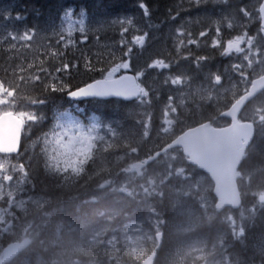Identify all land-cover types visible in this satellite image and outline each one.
Segmentation results:
<instances>
[{
	"label": "trees",
	"instance_id": "1",
	"mask_svg": "<svg viewBox=\"0 0 264 264\" xmlns=\"http://www.w3.org/2000/svg\"><path fill=\"white\" fill-rule=\"evenodd\" d=\"M140 2L147 5L148 16H144L138 7ZM239 3L234 1L235 10H230V14L235 17L239 15L237 6L242 5ZM213 9L214 6L209 3L192 7L186 0H0V80L3 81L0 86L12 93L14 106L9 110L18 114L20 108H25L26 112L31 114L32 120L25 123L23 129L21 153L17 162L23 166L27 174L29 195L38 199L44 198L45 203L37 213L29 210L24 218L38 225L43 221L46 226L45 230L26 232L31 239L27 250L31 252L38 250L37 253L42 257L56 259L50 246H55L59 242L57 231L60 236L66 238L67 245L70 243L79 245L84 237L86 241L92 240L93 234L97 231L108 235L115 226H120L124 216L122 214L114 216L116 212H123L119 209L121 208L119 202L106 197L100 198L99 193L105 183H117L121 171L127 164L147 159L156 151L152 150L159 146L157 137L145 138L149 129L145 128V122L147 117H150L153 123L159 118L161 98L154 99L148 105L151 113L146 110V114H139L130 107L131 105L116 100H89L84 104L73 105L66 99V94L101 79L115 63L129 57L124 55L127 49L120 44L122 28L127 27L129 31L131 30L128 21L141 29L145 27L148 29L151 25L157 31L159 40L137 58V61L146 64L147 69L148 62L151 63L153 56L165 57L166 53L169 57L170 52H166L167 48L161 41L165 40L163 33L171 24L176 22L181 24L180 21L187 12L194 20L197 15L193 13L208 11L210 14L207 13L202 18L198 16L201 24L205 25V19L210 15L211 18L218 17ZM67 10L83 14L88 24L101 20L107 22L102 26L98 25V30L93 29L89 33V42L86 45L77 43L67 49L61 46L60 53L55 56L53 53H56L57 49L49 46V40H54V37L50 36L40 39L38 35L31 47H25L17 42L16 48L12 49L11 42L7 40L8 31L19 33L25 28H35L38 34L50 33L51 23H59L61 15ZM16 14L21 16V20L5 19L6 15L14 18ZM115 16H123L124 22L112 23L111 20ZM96 37H99L98 41ZM78 38L79 36H75L76 41H79ZM125 38L129 41V32L125 33ZM82 52L83 56L88 58V62L94 65L95 70H89L85 66ZM110 53L115 55L110 56ZM211 53L212 50L208 48V54ZM197 55L203 57L200 53ZM62 63H67L68 69L57 72L56 69L61 67ZM41 65L47 71H44ZM37 75L40 76V80L35 79ZM153 81L155 87H158L157 96L160 97L161 83ZM61 83L66 85L64 91H52V85L59 86ZM227 103L225 100L212 105L201 103L199 109H191V112L181 114L182 120L179 121L178 128H175L174 136L164 139L159 148L177 134L199 123L210 122L219 125L221 121L218 115L228 106ZM252 104L248 108L254 107L257 102ZM74 106L79 109L75 112L77 115L82 118L84 115H90L111 126L115 134L109 138V144L93 151L78 174L50 169L39 147L43 134L52 127L60 115L70 109L76 111ZM255 125L257 132L240 165L238 177L243 197L242 211L247 219L243 236L246 237V244L244 242L243 247L235 246L232 251L233 257L248 259L249 264H258L259 258L264 256V208L257 202L258 197L264 193V117L261 123ZM30 146H33V149ZM132 150L135 153H132ZM176 153L184 169L197 173L186 165L178 151ZM180 201L183 205L189 203L188 206L194 209L193 217L178 214L172 205L174 202L169 192L164 191L162 194L158 209V217L162 221L159 247L154 238L155 231L151 228L148 240L136 255L120 245L111 251L103 249V253H97L95 246L89 242L88 247L80 248V252L72 248V254L78 256L87 252L85 259L88 262L94 259L93 262L96 261L97 264H139L143 257L155 252L154 264H202L200 259L187 252V245L192 241L215 245L219 236L227 238L226 229L222 225H215L214 222H207L209 220L200 211L196 194L184 195L180 197ZM36 234L38 236H35ZM17 237L18 235L14 238ZM8 239V236H5L1 242L6 244ZM66 251L68 250L62 249L61 253ZM9 264L33 262L31 258H24L21 254Z\"/></svg>",
	"mask_w": 264,
	"mask_h": 264
},
{
	"label": "rangeland",
	"instance_id": "2",
	"mask_svg": "<svg viewBox=\"0 0 264 264\" xmlns=\"http://www.w3.org/2000/svg\"><path fill=\"white\" fill-rule=\"evenodd\" d=\"M187 1L190 2L192 6L197 5L193 2V0ZM203 3H209L212 7L214 6V8L220 11V13L217 14L220 18L216 24L228 27V30L231 32L233 37L229 40H225L227 41L226 45L236 44L237 49L232 50L231 52L226 51L225 41H223L220 37L218 38L221 40V45L220 47L215 48V50L219 52L221 56L226 57L229 60L228 67L224 70V72H222V74H210L212 63L216 66V62H214L212 57L209 58L210 67L205 64L204 72L201 67V65H204L203 61L195 56H190L191 53L188 52V48H191V45L187 44V33H191L192 36L193 30L197 31L201 29L198 16L199 18H202L209 13L208 11L195 13L197 16L193 22L197 23L196 26H192L191 24L184 28L182 25L181 30L186 33L185 36H179L178 31L181 30L174 27L173 30L170 31L171 35H168L164 41H161L167 49L172 48L175 51L170 52V58H167L166 53L165 57L160 58L170 65L169 68L162 70V72L166 75V72L170 71V68H173L178 72V75L176 74L177 76L175 78H168L169 85L167 88L162 87L165 88L167 102H165L164 107L161 109L159 118L156 119L157 121L155 124L158 125L157 130L161 131L164 135H170L174 132L173 130L177 125L176 122L182 120L181 114H183L186 110L196 108L198 106V101L202 98H209L211 96L218 97L223 96L224 94L230 95L234 89L241 87V84H238V78L242 74H245V76L241 79V82L244 84L248 78L252 79L256 75L264 72V33L262 29L258 30L255 25V23L258 22V17L257 15H254V9L250 11L245 8H241V18L236 20L231 18L229 15L233 0H206V2L205 0H202L200 5ZM69 13L70 18L74 21L81 18L75 17L71 14V12H68L62 16L61 20ZM226 14L228 18H226ZM206 21L212 22L214 19H212L210 15V17L205 19V22ZM129 24L131 28L129 31L130 39L133 35H141L145 32V30L140 27H135L133 23ZM148 31L150 32L149 40L146 41L143 48L137 45H131L135 54L149 49L146 47L154 44L156 40H159L156 32L151 30ZM180 40L185 41V52H182L181 49H177V44ZM133 51L129 56L133 55ZM206 52L207 51H203L200 54L206 56ZM177 56L180 57L177 58ZM137 58L138 56L135 57V59ZM127 60H129L131 65L133 61L135 68L139 70V67L142 64L141 61L133 60L131 57ZM187 60H191L194 63L196 70H193L192 72H188V70H186L188 66ZM240 70L244 72H239ZM157 72L158 77L156 76ZM121 73L124 72L122 71ZM232 73L233 80H230L229 76ZM234 75H239L237 80L234 79ZM200 76L201 78H199ZM140 80L142 81V83H140V87L143 89L141 96L143 99L141 101L144 102L151 95L146 87L151 88L153 86V80L164 84L165 79H163L161 70L152 68V71L144 74ZM214 84L215 87L213 86ZM13 106L14 103L11 99V94L0 88V113L2 110L9 109ZM20 110L23 109L20 108ZM20 115H22L25 121H28L30 118L29 114L24 112L22 113L21 111ZM69 116L71 117V120H69ZM105 134L107 135V138ZM111 134L112 131L110 132V128H100L95 122L82 124L74 119L71 114L68 116L63 115L51 131H49L42 138L41 146L44 149L46 160L51 167L56 169L75 170L86 159L94 143L102 137L107 140ZM174 155L175 153L170 154L171 157H174ZM173 161L174 160L171 159V165ZM176 164L172 165V174H169L168 171H166L168 176L171 175L174 177L170 187L171 195L178 197L193 192L198 198L200 211L202 213H207L211 219H217L215 213L207 211H214L211 200L208 196L211 190L210 185L206 183L202 176H191L189 171L188 175L190 176L183 179L184 172L181 170V164L178 161ZM127 176L128 177H125L127 184L117 187L116 191H119L120 195L129 194L135 197L132 209H137L136 213H138V210L141 209L147 208L146 210H150V206L148 205L149 202H155L154 206L159 207L161 198L160 189L165 185L164 180L167 179L165 174L159 172L155 167H152L149 170L141 167L135 169L131 167L127 171ZM23 184V175L21 170L16 166L15 162L9 161L8 158L0 157V236L8 233L11 235L20 234L16 231L24 234V232L42 229V227L37 223H34L31 226H22L20 225V220L16 219V213L25 212V215H27V212L30 209H34V207L30 208V206H39L44 203L43 201L37 199L32 200L25 198L23 193ZM261 200L264 201V197H262L260 201ZM188 205L189 203L186 202L182 211L186 216L193 217L194 209ZM226 219L228 224L231 225V240H237L239 230L236 229L235 220L234 222H231V218L229 219L227 215H224L219 221H225ZM149 221L150 222H144L142 219H138V217H136L135 220H128L124 218L122 221L123 229L120 237L117 235H97V237H100V239L95 242L97 251L100 253L103 249L111 251L116 244L122 243L126 249H129L132 253L139 252L142 243L146 238V232H148L149 228H152L151 224L155 225V221H153L150 216ZM144 224H147V227H145ZM56 236L59 235L56 233ZM23 237L24 235H21V238ZM59 238L64 239L62 236H59ZM53 248L55 251H58L56 261H53L52 257H42L39 253H37L38 250H34L35 252L28 250L24 253L23 257L31 258L33 264H93L92 262L88 263L82 257H72L71 253L68 251L65 255L60 253V244ZM217 248L218 249L215 250L214 248L204 247L197 244L189 246V249L194 252L195 256L204 258V264H235L231 262V258L228 255V247L224 246L223 242L218 245ZM2 249L3 245L0 242V257ZM86 256L87 254L84 253L83 257Z\"/></svg>",
	"mask_w": 264,
	"mask_h": 264
},
{
	"label": "water",
	"instance_id": "3",
	"mask_svg": "<svg viewBox=\"0 0 264 264\" xmlns=\"http://www.w3.org/2000/svg\"><path fill=\"white\" fill-rule=\"evenodd\" d=\"M260 13L264 20V0L260 6ZM263 90L264 76L254 80L248 92L222 114V117L231 120L228 127L214 129L210 128L208 124L199 125L186 131L170 144V147H181L183 154L189 157L188 162L208 174L213 182V195L217 199V211L223 207L237 209L240 206L241 201L235 182V171L241 163L245 149L253 140L254 129L250 123H238L237 114L247 102ZM81 91L84 89L81 88ZM120 92L125 98L99 99L131 101L138 96L136 87L123 86ZM68 98L81 101L94 97H71L69 94ZM21 127L20 120L12 113L0 115V154L13 155L18 153ZM159 239L160 235H157L158 242ZM25 246V242L7 246L3 251V259L0 264L10 262ZM153 258L154 253L144 259L141 264H152Z\"/></svg>",
	"mask_w": 264,
	"mask_h": 264
},
{
	"label": "snow or ice",
	"instance_id": "4",
	"mask_svg": "<svg viewBox=\"0 0 264 264\" xmlns=\"http://www.w3.org/2000/svg\"><path fill=\"white\" fill-rule=\"evenodd\" d=\"M194 3H196L198 6L202 2V0H193ZM206 2V0H205ZM138 7L143 11L144 16L149 15L148 7L145 3L140 2L138 3ZM14 19L16 21L21 20V16L19 14H16L14 18L10 17L9 15L5 16V19ZM175 17H173L174 19ZM123 16H117L111 20L112 23H123L124 22ZM106 20L96 21L92 24H88L87 21L83 18H80L78 20H72L70 18V13L65 16L64 19H62L59 23L52 22V28L50 33L46 34H38L37 30L35 28H25L22 32H16V31H8L7 32V40L11 42L12 49H15L17 46V42L22 43L25 47H31L34 40L37 38L38 35H40V39H46L49 36L54 37V40H49V46L55 47L57 49L56 53H53V55H57L61 51V46L64 49L69 48V46H73L75 44L80 45H86L89 42V33L93 31V29H97V26H102L105 24ZM131 23V21H128ZM129 29L127 27L122 28V31L120 33L121 40L120 44L127 49V51L124 53L125 56H129L132 53V47L131 45H137L141 48L144 47L146 41L149 40V34L147 32H144L141 35H133L131 40L128 41L125 38V33H128ZM209 32H213L214 34L211 37V47L218 48L221 45V40L218 39L222 36V28L219 24H216L214 27L209 26L206 27L205 30H201L199 32V37L204 38L209 36ZM184 31H178L179 36H185ZM75 36H80L81 39L79 41L75 40ZM188 39L187 44L188 45H197L199 46V40L192 38L191 33H187ZM97 41L99 40V37H96ZM225 46L227 44V41L224 42ZM185 44L184 40H180L177 44V49L179 50L181 47H183ZM82 58L84 59L85 66L89 68V70H95L94 65L90 64L88 62V58L83 56L82 52ZM110 56H114V53H110ZM187 58V57H185ZM199 59H206L204 57ZM21 71H23V66L21 65ZM75 67V65H73ZM132 67L129 60H122L119 63H115L114 66L110 67L106 71V74L102 76L101 79L94 80L92 83H87L84 87V91H81V88H79L77 91H71L69 94L71 97H98V98H109V97H119V98H125L123 94H121L120 89L123 86H131L135 88L137 86V82L140 81V78L144 75L143 71L137 70L135 75H127L122 74L119 77H117V73L127 72ZM148 68L158 69V70H164L166 68H169L170 65L165 62L162 59H156L152 61L150 64L147 65ZM29 68H31V65H29ZM41 68L43 69V66L41 65ZM68 69L67 63H62V66L57 68L56 71H66ZM44 71H47L46 69H43ZM23 79V77L21 78ZM36 80H40V76L37 75L35 77ZM3 81L0 80V84H2ZM66 85L60 84L59 86L52 85V91H64ZM42 103L44 101H41ZM66 116H68L67 113H65ZM69 120H71V117H68Z\"/></svg>",
	"mask_w": 264,
	"mask_h": 264
},
{
	"label": "bare ground",
	"instance_id": "5",
	"mask_svg": "<svg viewBox=\"0 0 264 264\" xmlns=\"http://www.w3.org/2000/svg\"><path fill=\"white\" fill-rule=\"evenodd\" d=\"M164 4V3H163ZM165 6V5H164ZM167 7V6H166ZM114 12V11H113ZM118 13V12H117ZM116 17V16H115ZM92 36V35H91ZM179 61V60H178ZM26 97V96H25ZM48 113V112H47ZM46 115H48V114H46ZM118 117V116H117ZM111 121V120H110ZM39 163V162H38ZM105 176V175H104ZM108 176V175H107ZM41 184H43V183H41ZM44 199V198H43ZM61 200V199H60ZM65 200V199H64ZM47 203H48V201H47ZM66 204V203H65ZM50 205V204H49ZM76 205V204H75ZM75 207V206H74ZM75 208H77V207H75ZM78 209V208H77ZM71 211V210H70ZM208 237V236H207Z\"/></svg>",
	"mask_w": 264,
	"mask_h": 264
}]
</instances>
